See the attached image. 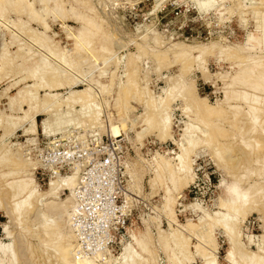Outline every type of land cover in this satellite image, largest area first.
Wrapping results in <instances>:
<instances>
[{"label": "rangeland", "instance_id": "1", "mask_svg": "<svg viewBox=\"0 0 264 264\" xmlns=\"http://www.w3.org/2000/svg\"><path fill=\"white\" fill-rule=\"evenodd\" d=\"M63 1L65 2V8L68 10L74 6L86 16L95 17L98 20L101 19L99 21H101V24L102 22L104 23L102 26L103 30L94 38V43L95 47H100L101 44V46L105 45L108 47V50L100 51L96 53V56H94V52L90 50L77 52L73 43L72 34H77L82 27V22L76 21L72 17H68L65 20L57 19L49 34L54 44H52V46L54 47L57 45L56 47L59 48L61 51L60 53L63 52V54H60V57H56L54 55L56 57L55 58L50 50L39 46L38 42H34L31 35L28 34L29 32L26 33L16 27L14 24L18 21L16 15L11 14L10 16L0 18V31L4 33V35H2L0 32V56L3 48L7 45L6 47L9 48L8 52L16 59L15 64L6 67L5 70L0 72L1 76H3L0 80V117L2 118L0 121H3L0 123V241L4 243L14 242V249L17 246L19 251L16 250V252L20 255L16 261L18 264H62L59 259L60 256H58L59 253L57 252V248L55 247H58V245L63 243V238L59 237L58 234H56L57 237L56 235L55 237L53 235L48 237L49 235L46 231H44L45 227L43 226L46 220L50 223L49 221H52L55 217H59L60 221L62 220V222L59 221L61 226L60 230L62 232L71 230V216L68 217L67 214L68 212L70 213V205L75 188L71 191L66 186H60L58 189V195L55 196V198L57 197L56 199L54 197H50L48 193L53 185L55 187L59 186L63 179L73 175L77 176L76 179L78 184L80 169L74 167L68 173L53 174L52 171H49L48 175H42L41 173H37V169L43 168V170H48V166L44 165L37 157L32 156L31 152L33 149H38L39 142L42 143L43 147V145H45L44 142L49 141V139H52V135L56 134H62L63 138L80 139L83 143H86L89 139V135L102 136L106 134L110 139L116 141H121L122 139L126 140V144L129 148V152L127 154L129 159L124 165L129 177L126 184V201L127 204H130L131 202L134 204L138 203L137 209L131 217V225L122 237V244L119 247L117 254H114L110 248L106 247L104 251H97L93 256H88L84 250H80L79 252L74 250V252H76L75 255L77 254V257L80 256L94 259H96V256L99 255L100 258H97L99 262H109L110 260L111 264H118L116 259L124 253L125 248L134 246L142 253L145 259H155V262L151 260L150 264H170V256L172 252L169 248L166 250V241L163 237H167L170 227L174 226V224L170 222V219L166 217L165 213V198L167 191L170 187H172V184L168 181L166 172L161 170V172L155 171L157 170V167L154 158L159 154H167V152L171 153L170 156H175L181 151L180 146L183 144L181 137L185 134V129L187 127L186 123H189L191 120L196 129L191 128L189 133H196L198 128H205L203 124L201 125V123H196V120V122H193L194 119L197 118V116H195L197 115V110L193 107L187 111L186 105L183 99H181L180 89H183L181 85H183L184 82L185 84L187 83L186 85H191L188 81L190 83H194L195 93H197V96L199 97H207L208 99H206L208 100V104L215 106V104L221 103L231 119L229 118L228 121L226 120L225 122H222L221 126L223 129H219L220 131L218 132L219 134H222L220 132L226 131L228 134V137H224L225 139H222L224 141V148L222 151L223 155L226 157L228 165L220 163L218 156H216L217 158L214 157L216 154L211 152L215 151L216 141L214 139L212 142L215 141V144L212 142H210V145L205 144V146H203L204 144H202V146H198L195 150L192 165L193 170L195 171V180H193L194 183L191 182L188 187H181L175 192L176 204H174L173 209L176 213L180 226L187 224L190 220L194 222L199 221L200 215L199 211L196 209L197 204L206 208L209 212L212 211L211 213L219 210L220 201L228 196L226 187L229 184L241 181L242 184H240V186L242 185V189H247L255 183L256 185H254V187L256 186L257 188L262 185L264 188V177L261 178L258 176L257 171H260L264 165V151L261 152L263 150L262 149L259 153L258 151L261 148L257 150L258 148L256 147L259 146H256V144L253 143L257 139L264 141V136L260 135V132H254L251 129L252 121L247 115L248 107L243 102L238 101L235 103H225L224 101L228 90H246L252 94L255 93L254 95L256 96L260 95L262 97H264V93H262L264 91L259 90L255 92L253 90V92L248 85L240 86L239 84L229 88V84L232 82L231 79L233 76H236L241 67L238 66V60L233 58V60L228 58L225 60V58L220 55L222 54L220 53L222 51L221 47H249L252 45L250 38L256 37L260 39V43H254L255 49L253 50V55L254 58H260L264 61V21L262 17L261 20H259L260 16H257L258 18L255 17L256 15L253 13L252 7L255 5L254 8L257 7L261 14H264V4H261V0H223V2H220L216 6L212 7L213 9L211 8L209 11L201 12L198 8V0H157L159 3H157L156 0ZM236 1L242 2V5H247L248 8H244L243 10L239 9V11L232 15L227 14V7L237 5ZM137 4H140V6ZM133 5H136L135 9H132ZM130 9H132V11H130ZM241 11H246V13L244 15L238 13ZM103 12L105 14H103ZM156 17H158L160 21H157ZM260 23L262 26L259 25ZM64 24L69 28H64ZM33 27L38 28L36 24H33ZM104 27L107 28L105 29ZM110 29L113 32L109 31ZM67 30L69 32H67ZM10 33L15 35L17 34L16 36L19 40L18 44H16L14 40L12 41L13 38ZM110 33L113 35L111 36ZM143 33L146 36H143ZM106 34L109 35L108 38ZM159 38H161L162 42H160ZM152 40H154L155 43L158 40V44L155 45ZM151 42L154 47L156 46L155 48L151 45ZM174 42L175 45L177 43L180 44V42L185 44V46H188L187 44H189V46L192 44V47L193 45L194 47L197 45L194 50V54L196 55L199 53V49L197 48L211 47V45L216 44V47L212 51L208 53L206 51L208 56L205 55V57L203 56L204 59L202 58V63L205 62V65L203 64V66H206L208 70V72L206 71L208 74L206 76L208 78L202 70L199 69L200 66L197 62L191 64L192 68L188 69L189 71L186 70L184 72L185 75L181 72L183 64H181V60L179 61L174 58L175 51L178 49L174 46ZM160 43L162 44L160 45ZM21 46L26 48L25 50L27 55L25 54V50L20 51ZM151 47L154 53L149 52V54L148 51H145L147 52L146 56L145 54L141 55L144 52L143 49L150 51ZM29 49L32 51L30 52ZM165 51H167V56L165 55ZM159 52L164 53L163 55L161 53V55L163 57L166 56V60L163 58L162 61H160L159 58H162V56L159 55ZM211 53H214V55ZM89 54L90 56H88ZM43 55H47L46 58L53 62L55 68L65 71L68 75L67 77L72 79L73 84L72 86L65 85L63 87L61 86L53 89L52 92L54 94H58L57 97L53 99L55 106L50 108V112H44L43 110L42 112L38 108L39 112L37 111L34 117V125L36 129L34 131H27L31 126L30 122L27 119H24V116L29 109L28 104L21 101V104H18L19 106L12 109L11 101L20 89H27V87L34 84L36 81L34 78H27L26 80L21 81L20 78L24 76L22 70L25 67L32 66L33 62L39 61ZM31 56L32 58H30ZM134 58L139 65L136 73L137 75H135L137 80L136 82L139 84L137 85L138 87L135 83L131 84V87L127 82L129 72H126V70L131 71V60H134ZM65 60L68 61V63H62V61L65 62ZM159 62L161 64H159ZM20 63L24 66L22 67ZM255 69H258V67L255 66ZM182 76L184 77L180 78ZM19 79L21 82L15 86H11ZM179 83V86L176 85ZM44 85L45 84H41V87L40 85H37L39 88H36L35 85L33 86V88H36V91H38L36 92L35 98L39 97V101L37 99L35 100L36 103L38 102L37 105H39L40 108L46 105L47 101L45 102V100L47 98L49 100V97H46V93L49 92V89L47 85L46 87ZM172 85L176 86V88L171 91V93H173L172 98H174L177 94L173 100L174 102H171V111H168L172 116L171 130L173 134H171L170 137L165 135V137H161L156 129L153 131L151 130L148 133L146 132L140 137L139 135L143 132L144 123L142 120L144 119L143 114H145L147 102V99L145 100V96L140 93L142 87H146V92L148 94L147 97L150 99L149 96L152 97L153 95L157 98L160 96H166L170 93V90L166 93L163 91L164 88H170ZM103 86L107 87L104 92L102 88ZM108 86L110 88H108ZM8 87L10 88L6 91ZM87 87L90 89L92 88L91 92L94 96L92 98V102L89 103L95 102V106L92 105L90 107L89 103L85 104V106L80 103L76 104L71 99L75 95V91L78 92L79 90ZM176 89H178V91H176ZM178 95L181 97H179L180 99H178ZM231 105H240L241 108H236V110L235 108L233 109ZM125 106L128 108L130 106V108L128 109ZM93 109L101 112L100 120L93 126H85L83 124L85 122L84 119L92 111H94ZM163 114L164 113H162V110L160 109L156 115L158 116V119H160ZM235 114H238L237 121L233 120ZM6 115L7 117H5ZM9 115L11 116V121L14 120L13 122H16L17 125L15 124V126H12L8 124L9 122L6 118H8ZM65 121H68V123ZM78 121L84 122L79 124L80 122L78 123ZM45 122L47 123V130H44ZM73 122L76 125H79L75 126ZM122 122H125V124L127 122V127L123 131V135L119 138L112 137L110 133L111 124H122ZM212 122L216 124L221 123L218 117H213ZM60 123L62 124L60 125ZM58 124L61 127H59ZM3 136L4 138H2ZM49 143L50 142H48V144ZM210 146L212 147L211 150ZM7 150H11V154L6 158L7 161L9 158L11 159V157L12 159L21 157L20 159L25 160V165L16 166L13 163L10 165L11 162H14L12 159L11 161L9 160L6 162L5 160L3 162L2 160H4V157L1 158V156L2 154L4 155ZM255 152H257L259 156L258 154L255 155ZM196 156L197 158H195ZM156 177L159 178L157 179ZM26 179L33 180V184L37 187L39 193L41 194V203L35 202L36 211L28 214L20 220L13 212L17 201L16 198H13V194L16 190V185ZM224 179L226 185H222V181ZM54 183H57L58 185H55ZM255 191L256 189L254 188V191L252 192L254 193ZM262 196L264 197V193L260 196L259 201L262 200L263 203L260 202L261 205L259 204V208L254 209L255 212L253 210L246 215L244 222L242 221L240 223V227L241 229L243 228V243L248 248L249 252L255 251L264 255V247L259 248L258 246L260 241V243H262V236L264 235V205L262 207V204H264V198H262ZM46 198L48 201H46ZM68 198L70 200L65 203L66 206L62 208V213L58 214L57 211L45 212V210H43L46 207L44 205L49 202H56L55 205H60V203L65 202ZM261 207L263 209H260ZM42 215H44V217ZM67 220L68 222L66 223ZM68 223H70V225H67ZM176 226L177 225H175V227ZM6 227H8L9 231L12 233L11 237L6 236V233L4 232ZM198 230L201 232L202 228L199 227L197 230L194 229L184 235L187 239L189 238L191 242L190 252L191 256H193L195 260V262H193V260L191 264L204 263L203 257L196 252L198 250L197 248L200 246L202 248L204 246L206 249L209 247L212 248L211 245L208 246L206 243V245H202L200 241L197 240L196 233ZM72 231L74 236L70 239L72 242H75V246L78 248L80 244L77 241L73 228ZM133 231L137 232L138 236L144 241L150 252H143L142 248L140 249V247L136 245L134 237L132 236ZM213 236L216 238L215 242L217 241V250L214 254L217 256L220 264H230V262L226 260V255L229 249V241L225 235V231L222 228H217L214 231ZM77 248L75 249L77 250ZM176 252H179V250L177 249ZM10 261H12L10 260V255L4 257L0 256V264H11Z\"/></svg>", "mask_w": 264, "mask_h": 264}, {"label": "bare ground", "instance_id": "2", "mask_svg": "<svg viewBox=\"0 0 264 264\" xmlns=\"http://www.w3.org/2000/svg\"><path fill=\"white\" fill-rule=\"evenodd\" d=\"M220 2H223V0H210V1L209 0H198L197 3H198L199 10L201 12H205V11H209L212 7L216 6ZM260 2H261V4H264V0H261ZM157 3H159V2L157 1ZM158 5H160V4H158ZM237 5H234L232 7H227V14H231L232 15V14L236 13L237 11H239V9L243 10L244 8H248L247 5H242V2H239V1L237 2ZM88 6H89V1H88ZM254 6H252V7H253V13L256 15L255 17L260 16L259 20H261V17H262V19L264 21V14H261L260 10H258L257 7L254 8ZM96 9H97V7H96ZM97 11H99V10H97ZM246 11H243V12L241 11V12H238V13L244 15L246 13ZM11 14L16 15L17 18H18V21L16 23H14L16 25V27L18 29H20V30H23L26 33L29 32L28 34L31 35L32 40H34V42L35 41L38 42L39 46H41L43 48H47L48 50H50L52 52L53 56L55 55L56 57L57 56L60 57V54H63V52L60 53L61 51L59 50V48L56 47L57 45L54 46V47L52 46L53 41H52L51 36L49 35L51 30H52V26L55 23V21H57V19L65 20L68 17H72L76 21H81L82 22V27L77 32V34L74 35V33H73L72 34L73 38L70 37V38L73 39V43H74V46H75V49L77 50V52H80V51L84 52V51L90 50V51H93L94 54H95L94 56H96V53H98L100 51L108 50V47H106L105 45L101 46V44H100V47H95V43H94V38L96 36H98V34L103 30L102 26H103L104 23L102 22V24H101V21H99L101 19L98 20L95 17L86 16L83 12L79 11V9H77L74 6H72L71 9L68 10V9L65 8V2L63 0H0V18L1 17L3 18V17L10 16ZM103 14H105V13L103 12ZM99 15H100V13H99ZM243 15H242V17H243ZM100 17H101V15H100ZM242 20H244V19H242ZM33 24H36L38 26V28H34ZM105 24H106V22H105ZM259 25L262 26L261 23ZM63 27L64 28H69L65 24L63 25ZM260 28H262V27H260ZM13 31H15V30H13ZM109 31H112V30L110 29ZM0 32H1L2 35H4V33L2 31H0ZM65 32H66V30H65ZM67 32H69V31L67 30ZM71 33H70V36H71ZM10 34L12 35V38H13V39L11 38L12 41L14 40V42L16 44H18L19 40H18V38L16 36L17 34L16 35L13 34V33H10ZM106 35H107V38H108L109 35L108 34H106ZM110 35L112 36L113 34L110 33ZM143 36H146V35L144 34ZM142 38H144V37H142ZM159 39H160V42H162L161 38H159ZM153 41L154 40H152V42ZM155 41H156V39H155ZM155 41H154V43H155ZM152 42H151V45H152ZM250 42H252V45H250L249 47H245V46L244 47L242 46V48H240L239 46H238L239 48H232V47H224L223 48V47H221L222 49L219 47L222 50V51L220 50L221 51L220 53H222L220 55H222V57H224L225 60H226V58H228L230 60L236 59L239 62V64L237 63L238 66L241 67L240 70L237 72L236 76L235 77L233 76V78L231 79L232 82L229 84V86H230L229 88H232L236 84H239L240 86L241 85H243V86L244 85H248L252 89V91L254 90L255 92L259 91V90H263L264 91V61H262L260 58H257V59H256V57L254 58V55H253V50L255 49L254 43L255 42L260 43V39H258L256 37H251L250 38ZM156 44H158V40L155 43V45ZM161 44L162 43H160V45ZM4 45H6V44H4ZM128 45H129V43H128ZM148 45H150V44H148ZM187 45L188 46H185V44H182V42H180V44L177 43L175 45V42H174V46H176V48H178V49L176 51L172 50V51H175L174 58L176 60H179V61L181 60L182 61L181 64H183V65L181 67V72L184 73L186 70L189 71L188 69L192 68L191 64L194 63V62H197L199 64V66H200L199 69L202 70V72L205 74V76L208 75L207 74V72H208L207 67L203 66V64L205 62L202 63V58H203V56L205 57V55H207L206 51H207V53L212 51L216 47V44L215 45L214 44L211 45V47H201L200 46L201 48H197V49H199L198 50V52H199L198 55L194 54V50L196 49L197 45L195 47H194V45L192 47V44H191V46H189V44H187ZM6 46L3 48L1 56H0V72L5 70L6 67L12 66L13 64H15V60H16L15 58H13L10 55V53L8 52L9 48H7ZM25 49L26 48H24V46L20 47V51L21 50H25ZM29 51L31 52L32 50L29 49ZM143 51H144L143 54H141V53L140 54L141 55L145 54V56H146L147 52H145V51H148V53L149 52L151 53V52H153V49L151 47L150 51L147 50V49L146 50L143 49ZM167 51H165V55L167 54L166 53ZM90 53H92V52H90ZM106 53H108V52H106ZM159 53H157V54H159ZM161 53H162V55L164 54L163 52H161ZM161 53L159 55H161ZM25 54H26V50H25ZM76 54H78V53H76ZM211 54L214 55V53H211ZM19 56H20V54H19ZM46 56L43 55L40 58L39 61L33 62V65L30 66V67H25L23 70L19 68L24 73L23 74L24 76L23 77L21 76L22 78H20L21 81L22 80L24 81L27 78H34V80L36 79V81L34 82L33 85L27 87L28 90L25 89V88H24L25 91H24L23 88L20 89L16 93V95L14 96V98L11 101V108L12 109L17 107V106H19L18 104H21V101L26 103V104H28L29 109L26 112V115L24 116V119H27L30 122L31 126H30V128L27 131H30V130L34 131L36 129L35 125H34V117H35L37 111L39 112L38 108L40 109V111L43 110L44 112H47V111L50 112L51 111L50 108L55 106L54 105L55 103H54L53 99L55 97H57L58 94H54L52 92L53 89H56V88L61 87V86L63 87L65 85L72 86V84H73L72 83L73 82L72 79H69L67 77L68 75L65 73V71L55 68L53 62L50 59L46 58ZM50 56H51V54H50ZM88 56H90V54ZM100 57H102V56H100ZM165 57H163V56H162V58L160 57L159 58L160 61H162L163 58L166 60ZM17 58H18V56H17ZM30 58H32V56ZM30 58H28V59H30ZM142 58H143V56H142ZM61 59H62V57H61ZM121 59H123V58H121ZM125 59H126V57H125ZM36 60H38V59H36ZM66 62L68 63V61H66V60H65V62L62 61V63H66ZM31 63H32V61H31ZM79 63H80V61H79ZM164 63H166V62H164ZM159 64H161V63L159 62ZM170 64H171V62H170ZM64 65H66V64H64ZM67 65H70V64H67ZM23 66L24 65H22V67ZM130 66L132 68L131 71L126 70V72H129L128 81H127L128 85L131 86V84L135 83V85L137 86L139 84H138V82H136L137 80H136L135 75H137L136 73L138 71L139 65H138V63H137L135 58H134V60L133 59L131 60V65ZM171 66H172V64H171ZM243 66H245V67H243ZM255 66H257L258 69H255ZM65 67H67V66H65ZM184 75H185V73H184ZM183 77L184 76H182L180 78H183ZM2 78H3V76H1V74H0V80ZM20 79L18 81L16 80V82L13 83L11 86H15L16 84L21 82ZM181 81L184 82L183 80H181ZM182 82H180V83H182ZM180 83L176 84V85L179 86ZM188 83L191 84V85H186L187 83L185 84V82H184L183 85H181L183 89L182 90L180 89L181 93L180 92L179 93H180V96L182 98L178 95V99H180V98L183 99V101H184V103L186 105L187 111L192 109L193 107L197 110V115H195V116H197V118L194 119L193 122L197 121L196 123H201V125L203 124V126L205 128H198L197 129L198 131L197 130H196L197 132L195 131L196 133H194L193 131H191L193 133H189L191 128H195V126L191 122L192 120L190 121L191 123L190 122L189 123L184 122V123H186L187 127L185 126L186 127L185 134L183 133L184 136L181 137L182 141H183V144L180 146L181 147V151L179 153H177L175 156H170L171 153L167 152V154H163V155L159 154L158 156H156L154 158V161H155L156 167H157V170H155V171L158 172V171L161 170L163 172H166L167 179H168L169 182H171L170 184H172V187H170L168 189L167 195H166V198H165V208H166L165 209V213H166V217H168L170 219V222H172L174 224V226H171L169 224L171 227L169 226L170 229L168 231V236L167 237L166 236L163 237L165 239V241H166L165 242L166 243L165 244L166 250H167V248H169L171 250V252H172V254L170 256V259H171L170 260L171 261L170 264H191L192 263L194 258H193V256H191V252H190L191 242H190L189 238L187 239L184 235L187 232H189V231H193L194 229L197 230L199 227H201L202 230H201V232H199V230H198L197 233L195 231L197 240H199L202 245H206L207 244L208 246L209 245L212 246V248L209 247L210 251H209V248L206 249V248H204V246H203V248L201 246L199 248H197V246H196V248L198 249L196 252L199 253V255H201V257H203V260H204L203 264H220L217 256L214 254V252H216V250H217V245H216L217 241L215 242L216 238H214L213 234H214V231L217 228H222L225 231V235H226V237H227V239L229 241V249H228V252H227V255H226V260L228 262H230V264H264V255L263 254H259V253L255 252V251L254 252H249L248 248L243 243V240H242L243 236H244V234L242 232L243 228L241 229V227H240V223L242 221L244 222V220L246 218V215L248 213H250L251 211H253L254 209L259 208L258 205L260 204V202H262V200L259 201L260 200V196L263 195V193H264V188L262 187L261 184H260L261 187H257L256 188V186L254 187V185H256V183H255V184H253L251 187H249L247 189H242L241 188V186H242V185L240 186V184H242L241 181H239L240 183L238 181H236L233 184H229L226 187V189L228 191V196L220 201L219 210L211 213L212 211L209 212L206 208H204V207H202V206L197 204L196 205V209L199 211V215H200L199 216L200 217L199 221L198 222H194V221L190 220L187 224L182 225L183 227L180 226V224L178 223L179 221H178L176 213H175V211L173 209L174 204H176V200H175L176 199L175 198V194L176 193L175 192L178 191L181 187H184V186L188 187V185L191 182H193V180H195V173H194L195 171L193 170L192 165H193V161H194L193 157H194L196 148L198 146H200V145L202 146V144H204L203 146H205V144H207V145L209 144L210 145V142H212V140L214 139L216 141L215 149L213 147V149L215 151H211V152H214L216 154V155H214V157L218 156L220 163H222L224 165H228V162L226 161V157H225V155H223V151H222V149L224 148L223 147L224 141L222 139H225L224 137H228V134L226 133V131H223V130H222L223 132H220L222 134H219L218 132L220 131L219 129H223L222 126H221L222 122H225L226 120L228 121L230 116H229L228 112L224 109V107L222 106L221 103H217V104H215V106L208 104V100H207L208 98L207 97H206L207 98L206 99V98L197 96V93H195L194 83H190L189 81H188ZM41 84H45L44 85L45 87L47 85V87L49 89V92L46 93V97H49V100H48V98L45 100V102L47 101V103H46V105L44 103L45 106H43L42 108H40L39 105H37L38 102L36 103V100H35V99L38 100V98H39V97L35 98L36 92H38V91H36V88L39 85L41 87ZM34 85L36 86L35 89L33 88ZM173 85L170 88H167V89L164 88L163 91L166 92V93L170 90V93H168L166 96H163V97L160 96L159 98H157V97H154V95L153 96L151 95L152 97L149 96L150 99H148V97H147L148 94L146 92V87H142V90H141L140 93H142L145 96V100L147 99L146 100L147 102H146V111H145V114H143L144 119L142 120L143 123H144V127H143V132L141 134L139 133L140 137L144 133H146V132L148 133L151 130L153 131V130H156V129L159 132L161 137L164 136V135L170 137L171 134H173L172 130H171L172 116H171L170 112H168L170 110V108H172L171 105L174 102L173 100L175 99V97L177 95L176 94L174 96V98H172V96H173L172 94L173 93H171V91H173L176 88V86H173ZM89 86H91V85H89ZM111 86H112V84H111ZM42 87H43V85H42ZM249 87H247V88H249ZM9 88L10 87H8V89H6V91L9 90ZM102 88H103V92H104L105 89H107V87H105V86H103ZM108 88H110V87L108 86ZM123 88H124V86H123ZM91 89L89 87H87V88H84L82 90H79L78 92L75 91L74 92L75 95L72 98L71 97H69V98H71L74 103H76V104L80 103L81 105L85 106V104H88L89 102H92V100H93L92 98L94 96H93V94L91 92ZM147 89H148V87H147ZM139 90H140V88H139ZM130 91H131V89H130ZM176 91H178V89H176ZM176 91H174V92H176ZM229 91L230 90H228L226 92V96H225L226 98L224 100L225 103H229V102H234L235 103V102H238V101L239 102H243L248 107L247 115L250 117V119L252 121L251 129L254 132H257V131L260 132V135L264 136V126H263V122H264V118H263V114H264V97H262L260 95L256 96V95H254L255 93L252 94V93H250L249 91H246V90L245 91L231 90L230 92ZM101 92H102V89H101ZM262 93H264V92H262ZM133 95H135V94H133ZM25 96H27L28 98L25 97ZM128 98H130V97H128ZM48 101H49V103H48ZM94 104H95V102L89 103V106L91 107ZM73 105H75V104H73ZM125 105H127V104H125ZM125 107H127V106H125ZM231 107L233 109L234 108L235 109L236 108L237 109L241 108L240 105H231ZM129 108H130V106H129ZM131 108H132V106H131ZM160 109L162 110V113H164V114H163L162 117H160V115H159L160 119H158V116L156 114H158ZM87 113H89V112H87ZM83 114H84V112H83ZM5 117H7V115ZM100 117H101V112L98 111V110L97 111L94 110L85 119L83 118L85 120V122L84 121H81V122H84L83 124L85 126L86 125H90V126L92 125L93 126L94 124L99 122ZM213 117H218L221 123H219V124L217 123L216 124V123L212 122V118ZM0 119H2V118L0 117ZM6 119L8 120V122H9L8 124L9 125H12V126L14 125L15 126L16 122H13L14 120L11 121V116L10 115ZM233 120L234 121L238 120V114L234 115V119ZM1 121H0V123H1ZM79 122L80 121H78V123ZM81 122L79 124H81ZM22 123H20V124H22ZM62 123H60V125ZM66 123H68V121ZM115 123L111 124L110 133H111L112 137L119 138V137H121L123 135V131L127 127L126 126L127 122H126V124H125V122H122V124H115ZM73 124H75V123L73 122ZM79 124H77V125L75 124V126H78ZM131 124H133V123H131ZM60 125H59V127H61ZM63 125H64V123H63ZM201 125H200V127H201ZM234 125H235V123H234ZM88 128H90V127H88ZM47 129H48L47 123L45 122L44 123V130H47ZM2 138H4V136ZM215 141L212 142V143L215 144ZM252 141H250V142H252ZM180 143H182V142H180ZM253 143H255L256 146H259V147H256V148H258L257 150H259L261 148L258 151L259 153H260V151L262 149L263 150L261 152L264 151V141H261L260 139L259 140L257 139ZM211 146H210V150L212 148ZM251 152H252V150H251ZM10 154H11V150H7L4 155L2 154L1 158L4 157L3 158L4 160H2V161L4 162L6 160V158ZM254 154L256 155L258 153L255 152ZM258 156H259V154H258ZM20 158L16 157V158L12 159V157H11L12 161L14 160V162H11V163L9 162L10 165L13 163L16 166H22L25 163V160L20 159ZM195 158H197V156ZM11 159L9 158L8 161L9 160L11 161ZM258 159H259V157H258ZM8 161L6 160V162H8ZM257 171H258V176H260L261 178L264 177V165H263L262 169H260V171L259 170H257ZM252 174H253V172H252ZM248 175H250V174H248ZM76 178H77V176L73 175V176H70V177H67V178L63 179L62 182H60V184L58 182L59 186L55 187L53 185L51 187V190L48 193V195L50 197H52V198L53 197L55 198V196L58 195V189H59L60 186H66L69 190L72 191L77 185V179ZM156 178L158 179L159 177H156ZM257 184H259V183H257ZM222 185H226L225 179L222 181ZM16 186H17L16 190L15 191L13 190L14 191L13 198H16L17 201L15 203V207H14L13 212H14V215L16 214L17 217L21 220L22 218H24L28 214H31L32 212L36 211L35 202L41 203V200H40L41 194L39 193L37 187L33 184V180L32 179L23 180L21 183H19ZM254 188L256 189V191L253 193L252 191H254ZM262 198H264V197L262 196ZM49 200H51V199H49ZM68 200H70V199L68 198L65 202L60 203V205H55L56 202H49L48 204L44 205L46 207L43 210H45V212L46 211H57L58 214L62 213V208H64L66 206L65 203H67ZM46 201H48V199ZM263 205L264 204H262V207H263ZM262 207L260 209L264 208V207L263 208ZM254 212H255V210H254ZM53 214H56V213H53ZM11 215H12V213H11ZM67 215H68V217H70V213L69 212H68ZM42 216L44 217V215H42ZM59 221H60L59 217L58 218L55 217L52 221H49L50 223H48L47 220H46V222L44 223L43 227H45L44 231L47 232V234L49 235L48 237H50L52 235L55 237V235L58 234L59 237L63 238V243L58 245V247L57 246L55 247V248H57V252L59 253L58 256H60L59 259L61 260L62 264H111L110 260H109V262H107V261L106 262H99V260L97 259V258H100L99 255L96 256V259L88 258V257L85 258V257H80V256L77 257L76 256L77 254L75 255L76 252H74V250L77 251L75 249L77 247L75 246V242H72L71 239H70L72 236H74V234L72 233L73 232L72 231V227L70 226L71 227L70 231H67V232L63 231L62 232L60 230V228H61L60 222H62V220L60 222ZM67 222H68V220L66 221V223ZM22 225H24V224H22ZM67 225H70V223H68ZM175 225H177V226L175 227ZM148 229H149V227H148ZM4 232L6 233L7 237H11L12 233L9 231L8 227L5 228ZM47 234H46V236H47ZM132 236L134 237V241H135L136 245H138L140 247V249L142 248L143 252L144 251L145 252H150L148 250V248H147V245L144 243V241L142 239H140V237L138 236L136 231L132 232ZM56 237H57V235H56ZM260 242H259L258 246H259V248H263L264 247V235L262 236V243H260ZM45 245H46V243H45ZM177 249L179 250V252H176ZM16 250H18V249H17V246L14 249V242L4 243V242L0 241V256L4 257V256H9L10 255V260H12V261H10L11 264H18V262L16 263V261L18 260V256H20V255H18L19 253L17 254ZM151 260H153L155 262L154 258L145 259L144 256L142 255V253L139 252L138 249L136 247H134V246L126 247L124 253L121 254L116 259V261H118V264H150ZM193 262H195V260ZM4 264H6V263H4Z\"/></svg>", "mask_w": 264, "mask_h": 264}, {"label": "built area", "instance_id": "3", "mask_svg": "<svg viewBox=\"0 0 264 264\" xmlns=\"http://www.w3.org/2000/svg\"><path fill=\"white\" fill-rule=\"evenodd\" d=\"M44 143L42 147L39 142L38 149L31 152L48 166V170L39 168L37 173L48 175L49 171L57 174L68 173L74 167L80 169L70 205L71 227L81 247L77 251L84 250L93 256L108 247L117 254L138 205L126 201L129 178L124 166L129 159L126 140L116 141L106 134L89 135L83 143L56 134Z\"/></svg>", "mask_w": 264, "mask_h": 264}]
</instances>
